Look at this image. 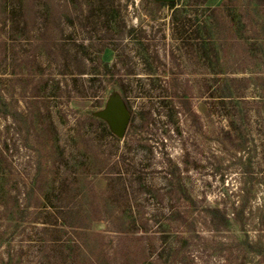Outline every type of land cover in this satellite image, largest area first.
I'll return each instance as SVG.
<instances>
[{
  "label": "rangeland",
  "instance_id": "rangeland-1",
  "mask_svg": "<svg viewBox=\"0 0 264 264\" xmlns=\"http://www.w3.org/2000/svg\"><path fill=\"white\" fill-rule=\"evenodd\" d=\"M246 1L0 0V264H264Z\"/></svg>",
  "mask_w": 264,
  "mask_h": 264
},
{
  "label": "water",
  "instance_id": "water-1",
  "mask_svg": "<svg viewBox=\"0 0 264 264\" xmlns=\"http://www.w3.org/2000/svg\"><path fill=\"white\" fill-rule=\"evenodd\" d=\"M107 117L110 120L113 129L120 135H123L130 121V113L124 108V106L119 104L111 107L107 112Z\"/></svg>",
  "mask_w": 264,
  "mask_h": 264
},
{
  "label": "trees",
  "instance_id": "trees-1",
  "mask_svg": "<svg viewBox=\"0 0 264 264\" xmlns=\"http://www.w3.org/2000/svg\"><path fill=\"white\" fill-rule=\"evenodd\" d=\"M181 0H161V3L163 4H168L170 5L172 8H174L175 11L179 10V6L178 4L180 3ZM252 3H254L256 8H260V9H264V0H260L258 2H253L252 0H247L246 1V5H251ZM219 8H213V11H217Z\"/></svg>",
  "mask_w": 264,
  "mask_h": 264
}]
</instances>
